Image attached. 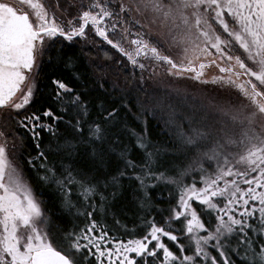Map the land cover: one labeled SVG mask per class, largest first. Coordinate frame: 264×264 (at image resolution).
Listing matches in <instances>:
<instances>
[{
  "label": "snow or ice",
  "instance_id": "1",
  "mask_svg": "<svg viewBox=\"0 0 264 264\" xmlns=\"http://www.w3.org/2000/svg\"><path fill=\"white\" fill-rule=\"evenodd\" d=\"M21 2L31 13L0 0V110L30 134L35 153L26 162L37 181L54 186L61 208L85 224L64 232L59 244L51 239V218L24 162L19 155L18 163L10 159L9 140L0 130V264H264V0H63L60 17L42 0ZM118 23L130 48L111 38ZM134 25L149 30L132 32ZM89 33L127 61H114L131 72V87L119 98L103 77L89 89L77 71L78 54L66 52L87 42ZM164 46L179 50L178 62ZM105 58L113 59L107 51ZM145 61L167 65L169 76L235 89L246 101L219 105L221 119L203 130L178 133L181 146L200 157L198 167L181 173H199L191 184L169 175L147 128L138 130L125 119L131 92L143 91ZM45 63L70 71L82 87L54 76L55 110L29 112ZM212 66L219 74L207 78ZM201 144L212 146L201 151ZM81 146L91 150L87 164L79 159ZM12 149L18 151L15 142ZM162 185L178 191L174 205L169 191L166 216L158 207ZM109 221L124 233L148 230L123 242L110 233Z\"/></svg>",
  "mask_w": 264,
  "mask_h": 264
},
{
  "label": "trees",
  "instance_id": "2",
  "mask_svg": "<svg viewBox=\"0 0 264 264\" xmlns=\"http://www.w3.org/2000/svg\"><path fill=\"white\" fill-rule=\"evenodd\" d=\"M43 1L48 9H52L53 5L48 4L49 0ZM58 1L60 2V0ZM50 3H54V0H50ZM81 48H83V51H80ZM106 51L113 57L112 60L105 58ZM66 52L68 54H78L77 71L83 73V79L89 89L96 84V81L100 77H103L105 86L112 90L117 98L124 95L125 90L131 87V85L126 84V76L130 77L131 72L126 71L122 65L114 62L122 60L126 64V60L116 53L114 49H111L110 46L95 38L92 33H89V41H82L74 47L66 49ZM54 76L63 77L66 82L78 89L82 87L79 83L72 80L70 71L65 70L62 66L54 69L51 65L45 63L40 69V75L36 77L35 84L37 91L28 108L29 112L43 110L46 107H52L55 110V104L52 101V87L50 85L51 78ZM136 80H139L137 76ZM114 85L116 87H113ZM147 85L141 92H137L134 89L131 92L130 107L132 111L127 113L125 119L129 126L136 127L138 130L143 131L144 128H147L149 139L160 148L161 159L165 162V167L170 169L169 175L175 176L178 180H182L188 184L193 182V178L198 181V172H191L186 177L181 176V173L189 165L192 168L198 167L196 161L200 157L195 149L181 146V138L178 133L181 131L189 133L190 128H200L203 130L209 125L214 124L219 118L212 114L209 115L203 108L197 106L198 102L196 105L188 103V100L182 94L162 99L157 91ZM87 98L86 95L85 99ZM238 103V101L235 102V104ZM121 116L124 117L123 112ZM137 116H140V120L136 119ZM19 119H22V117H17V120ZM13 124L15 125V130L12 132L17 139L16 145H18L17 155H19L20 161L24 162V172L33 186L37 198L42 202L41 206L45 215L51 218V239L56 244H59L64 232L73 228L78 230L84 226L85 220L83 217L68 215L61 208L60 194L55 190V187L45 186L37 181L35 172L28 167L26 162L29 154L35 153L31 136L27 133L26 128L16 126V120H14ZM20 137H23L22 145ZM211 146V144H201V151H206ZM90 151L86 146H81L79 149V159L85 164L88 163ZM160 170L164 171V168ZM160 191L163 193V202L159 203L158 207L162 210L163 215L166 216L168 215L167 209L171 207L168 203L169 191L172 192V205L176 203L178 191L175 186L165 188L163 185ZM153 216L156 217V220L160 224L163 223L161 215H157L154 212ZM204 219L207 220V217H204ZM108 223L110 233L123 242H127L128 239L141 238L148 230L147 228H138L135 232L124 233L113 229L111 221ZM129 227H131V224H129ZM177 234L183 237V233ZM165 243L171 250L179 254V249L173 243H169L167 240H165ZM181 243L187 246L188 241L183 238ZM187 254H191V249L188 250Z\"/></svg>",
  "mask_w": 264,
  "mask_h": 264
},
{
  "label": "rangeland",
  "instance_id": "3",
  "mask_svg": "<svg viewBox=\"0 0 264 264\" xmlns=\"http://www.w3.org/2000/svg\"><path fill=\"white\" fill-rule=\"evenodd\" d=\"M7 2L12 4L15 8H17L19 11L23 13L24 12L31 13V9L28 7L27 3H22L21 0H7ZM42 2L44 3L43 0ZM62 3H63V0H60V2L58 0H54V3H50V0H49L48 2V4L53 5L52 9H49V10L51 12H55L57 17H60L61 15V12L57 10V5L62 4ZM44 5L46 7L45 3ZM30 18L34 19V16ZM137 19L142 24L147 25L149 23V19H146L143 16L137 17ZM120 28H121V25L118 23L117 32L115 35H112L111 38L114 40L121 41V43L123 44L125 48H130L131 46L128 44V42L122 39V36L120 34ZM148 30H149L148 28H143V29L140 28L139 25L132 26V32H136V31L147 32ZM151 30L153 32L159 31L156 25L151 26ZM130 38H134V37H130ZM151 39L155 41L156 37L152 36ZM163 50L165 51L166 54L176 59L177 62L179 61V50L178 49H173L172 51H168L167 47L164 46ZM145 63L148 64V67L146 68L143 74L144 79H145V84L143 88H146V85L148 84L147 86L157 91L162 99L172 98L174 96H177L178 94H182L186 97V99L188 100V103L196 105L198 102L197 106L203 108L209 115L210 114L215 115L219 119H221L220 114L217 110L219 105L227 106L228 102L235 104L236 101H238L239 103L241 102L246 103V101H243V98L240 97L239 93L235 89H226V88L220 87L219 85H214L211 83L202 84V83H199L198 81H193L187 78H176L173 76H169L166 71L168 67L167 65H161L157 67L148 61H145ZM218 74H219L218 69L215 66H212L206 70L207 78H211L213 75H218ZM137 77L139 79V74H137ZM7 111L8 110H0V130H3L6 133V136L9 140L10 159H12L13 163H18V161L15 159L17 155V151L14 152L12 149V143L15 142L16 144L17 142V139L13 135V132L15 130V125L14 124L12 125V123L14 122V120L8 121L5 119ZM19 117H22V116H18V118ZM182 239L179 241L180 243ZM165 240L167 239L165 238ZM169 243H172V242L169 241ZM160 257L162 259V252L160 253Z\"/></svg>",
  "mask_w": 264,
  "mask_h": 264
},
{
  "label": "water",
  "instance_id": "4",
  "mask_svg": "<svg viewBox=\"0 0 264 264\" xmlns=\"http://www.w3.org/2000/svg\"><path fill=\"white\" fill-rule=\"evenodd\" d=\"M16 9H17V8H16ZM17 10H18V9H17ZM18 12H21V11L18 10ZM21 13H23V12H21Z\"/></svg>",
  "mask_w": 264,
  "mask_h": 264
}]
</instances>
